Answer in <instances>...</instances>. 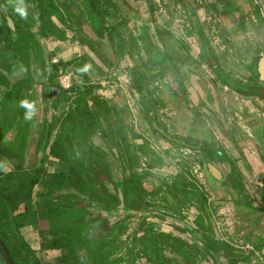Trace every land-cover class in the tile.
<instances>
[{
    "label": "crops",
    "instance_id": "0c3cea01",
    "mask_svg": "<svg viewBox=\"0 0 264 264\" xmlns=\"http://www.w3.org/2000/svg\"><path fill=\"white\" fill-rule=\"evenodd\" d=\"M233 1H147L162 47L159 53L172 66L146 97L135 89L131 70L164 71L165 65L145 67L134 53L132 59L120 57L115 73L104 64L103 53L99 57L97 51L92 58L86 50L90 59L82 69L93 94L122 112L127 124L121 129L122 153L109 139L105 161L121 168L126 182L133 172L144 179L143 198H129L137 212L128 221L115 264H264V81L254 83L239 66L247 59L242 48L230 55L244 80L239 75L228 78L233 84L223 83L222 69L217 68L213 79H204L206 69L194 51L197 39L188 27V8L201 24H209L208 18L202 19L204 7L219 4L238 10ZM231 14L232 19L238 16L233 10ZM242 23V36L250 31L256 41L252 25ZM76 40L70 32L57 45L61 64H75V69L68 66L74 77L82 57ZM154 57L161 60L158 53ZM48 228L44 222L39 229ZM25 229L30 237L39 235L30 226ZM67 254L66 249L46 250L40 258L36 252L40 262L55 258L58 264Z\"/></svg>",
    "mask_w": 264,
    "mask_h": 264
},
{
    "label": "trees",
    "instance_id": "16d2710c",
    "mask_svg": "<svg viewBox=\"0 0 264 264\" xmlns=\"http://www.w3.org/2000/svg\"><path fill=\"white\" fill-rule=\"evenodd\" d=\"M6 1H11L10 6L15 9L14 0ZM42 1L36 0L39 7L37 20L40 21V36L47 37L54 34L56 28L50 17L45 21L48 5ZM93 2L97 0H84L83 4L92 3L95 7ZM110 6L113 7L112 3ZM232 10L233 7L225 8L224 12L230 14ZM9 19L13 20L6 14L2 17L8 29L14 28V25L7 23ZM129 19L131 22L126 21V24L130 31L135 28L134 34L131 32L134 41L132 47L138 51L140 48L146 66L152 69H156L157 64L167 67L164 71L151 73L137 68L132 71L135 89L145 96L152 86L166 76L172 65L168 58L159 53L148 25L138 24L137 17L130 16ZM20 21L24 22L22 19ZM89 23L100 43L110 44L109 31L104 29L99 33L96 18L92 17V23ZM20 31L25 40L33 38L25 29L20 28ZM157 53L161 60L154 57ZM70 65L73 62L63 66ZM54 77L44 80L43 87L47 88V93L43 100L45 109L42 117L37 91L39 86L31 84L30 80L13 87L3 107V100L0 101L3 108L0 120V239L8 248L13 264H18L15 254H24V264H40L21 234L26 226L39 231L45 249H66L68 254L63 259L64 264H115L128 221L137 212L136 207L129 204V198L132 195L134 202L143 198L144 179L133 172L130 181L126 182L124 175H120L121 168L106 163L107 152L97 141L113 140L116 144L113 147L122 153L121 140L124 138L121 129L127 124L121 117L122 112L93 96L94 88L86 85L89 81L87 75L84 76L83 85H76L72 89L74 98L68 111L58 118L54 117L52 110L70 101L68 91ZM42 121L47 139L41 160L27 166L29 146L38 135ZM56 129L58 132L53 138ZM51 158L58 162L59 169L48 173L46 166L52 162ZM4 165L10 167L8 171ZM41 180L46 191L39 196L37 203L34 201V190ZM44 222L49 227L45 233L39 229Z\"/></svg>",
    "mask_w": 264,
    "mask_h": 264
},
{
    "label": "rangeland",
    "instance_id": "374dc122",
    "mask_svg": "<svg viewBox=\"0 0 264 264\" xmlns=\"http://www.w3.org/2000/svg\"><path fill=\"white\" fill-rule=\"evenodd\" d=\"M0 34L2 37L3 33L8 32V27L5 24L4 20H2V17L5 16V14L17 22V18H19V15L22 17L28 19L30 23H35V16H34V10L36 7L35 0H14L13 6L14 8H11L10 5H12L11 1L6 0H0ZM92 1V0H90ZM148 0H146V3ZM47 6V12H45V15L48 14L45 17V21L47 22V19H51L53 26L56 28L54 34H49L47 36V46L50 54V58L52 60V63L54 65L59 66V70L54 72V80L58 83L61 82L66 86V88L74 87L76 85H83L84 84V76H86V71L82 69V67L88 63L89 56L86 53V50L88 53L92 56V58H95L97 56V51L99 52V57L103 56L104 54L105 65L107 64V67H112L111 69L114 70L115 73H118L116 71L119 70V68L116 70L115 66L119 65L120 67V57L128 56L130 59H132V55L134 53L136 56H139V62L142 63L143 66L146 67V63L143 60V57L141 55V51L139 48V51L137 48L132 47V43L134 41L131 39V32L134 34L135 28H131V31L129 29V25L127 26L126 21L131 22V17H137L142 18L143 17V11L141 4L143 3L142 0H97L95 3V7L90 5V8L92 9L90 12L91 18H96V21L98 22V29L97 31L101 33L104 29L108 32L109 37V43L108 45H103L100 43L101 41L98 39L96 34L90 29L87 19L85 18L83 12L81 11V7L79 4L84 6L83 2L84 0H43L42 1ZM48 3V4H47ZM110 3H112L113 7L110 6ZM233 3L237 5L238 12L240 11V14L238 12L235 14L241 15L242 13L246 15L248 19V24H246V28L249 25H252L255 35H256V41L260 43L262 46H264V0H234ZM16 5L18 7H16ZM148 5V4H147ZM115 6V7H114ZM19 8V15L16 14L15 10ZM89 8L86 6V9ZM160 10V9H158ZM225 9L221 8L219 4H212V6H206L203 8L202 11V19H209L208 23H200L196 16V12L193 9L195 13V16L198 20L199 26H200V33L201 36L196 28L194 27L193 23L191 25L188 23L189 30H192V35L196 37L197 43H195V53L198 57V61H200L199 66L205 67V71L207 75H203V78L208 80L206 76L209 79H213L215 77V74L213 73V68H217V70L222 69L221 75H219V80L223 83L229 84L231 82L228 81L229 79H234L235 76H239L241 80H244L243 73H239L237 71V67L235 66L234 62L232 61V56L228 53V49H230V53H236L241 49L240 43H237L235 40V37L232 36V29H231V21L234 19L228 18L230 14H226L224 12ZM86 11V10H85ZM149 12L151 19L153 23L155 24V20L153 18V13L151 11V8L149 7ZM17 16V17H16ZM20 16V17H21ZM250 19V20H249ZM19 20V19H18ZM12 21V20H11ZM188 22V21H187ZM19 24V27L21 29H25V25L21 22H17ZM9 25L11 26L10 22ZM101 30V31H100ZM70 32H74L75 36L78 37V40H76L77 45L80 46L82 49V57H80L78 62L76 63V68L79 72H77L78 75L76 77L72 78L75 80V82H72L71 77L74 76L73 70H69L68 66L64 67L61 62V55H59V52L57 50V45L59 44V41L62 40L61 38ZM210 36V38L208 37ZM203 37V38H202ZM204 39V41H203ZM205 42V43H204ZM191 49V47H189ZM188 48V49H189ZM206 48V49H205ZM252 50L255 52L256 49L252 48ZM107 53H112L111 55H107ZM95 55V56H94ZM96 60V59H95ZM143 60V61H142ZM109 65V66H108ZM234 67V68H233ZM72 68V67H71ZM73 68L75 69V64L73 65ZM140 69L139 67L135 66L131 71L134 69ZM196 70H198V67H194ZM149 71V70H148ZM62 74L66 73V76L63 78ZM145 72V71H143ZM152 72V71H151ZM149 72V73H151ZM132 74V72H131ZM112 77H114L112 75ZM133 78V76H132ZM165 78V77H164ZM237 78V79H240ZM70 79V80H68ZM218 80V81H219ZM40 85L37 88V91L39 93L40 98V105H41V117L43 116L45 106H43V100L45 97V88L44 85V76H42ZM233 84V83H231ZM61 85V83H60ZM87 86H90V80L86 84ZM96 86V85H95ZM223 87V86H222ZM93 96H95L93 94ZM71 104V97L70 101L67 103H61L59 104V107L55 110H52L54 117H60L63 112L68 111L69 106ZM58 129L53 133V138L55 135H57ZM99 145L107 150L109 152V143L112 144V141L109 142L108 140L102 141L98 140ZM109 165V164H108ZM59 169V164L56 160H52L46 166V171L49 173H52L51 171H57ZM117 170V169H116ZM44 180V178L42 179ZM41 180V183L36 187L34 191L35 199L38 203L39 196L43 193H45V188L43 187ZM26 227L22 229V236L25 238L26 242L31 245V247H34L37 249V254L41 258V255L44 251L47 249L44 248V240L40 236V234L29 236L28 230L26 231ZM45 233V231H44ZM14 237V236H13ZM33 251V250H32ZM36 252H34L35 257ZM16 261L18 264H24L23 261L25 259L24 254H15L14 255ZM2 264H8L6 263L1 257H0ZM40 264H58L57 259L55 258H45V260L42 259V262H40L39 258H37ZM50 262H46V261ZM61 264H64L63 260H59Z\"/></svg>",
    "mask_w": 264,
    "mask_h": 264
},
{
    "label": "flooded vegetation",
    "instance_id": "af4514ba",
    "mask_svg": "<svg viewBox=\"0 0 264 264\" xmlns=\"http://www.w3.org/2000/svg\"><path fill=\"white\" fill-rule=\"evenodd\" d=\"M35 4H36L34 10L35 23H30L29 21L26 22L25 20L26 18L24 19V17L19 15L20 13L19 8H17V10L15 11L16 14L19 15V18H17V22H21L20 19H22L24 22L21 23L25 25V30L28 31L33 36V38L30 41L24 39L25 38L24 34L20 31L19 24L15 21V19L12 20L14 28L10 29L9 27L8 29L9 34L5 32L2 34V37L0 34V101L3 100L1 105L2 107L7 96L10 94V90L13 87L15 86L19 87L28 80H30L31 84L39 86L41 84L40 81L42 76H44V80L49 79V77L54 76V72L58 71L56 67L59 68L58 65H54V63H52L50 54H48V60L51 65L50 70H48L46 63L47 58L44 51V46H47V41H46L47 38L46 36L45 37L40 36V32H39L41 31L40 21L37 20L39 7L37 6L36 0H35ZM79 5L90 27L89 22L91 21L92 23L91 16H88V14L90 15L91 12L90 5H84L83 7L81 4ZM86 6H88L89 8L86 9ZM16 7L18 6L16 5ZM235 19H236V23L234 22ZM234 20L231 21V29H232L231 31L235 37L234 41L240 43V46L242 48L241 50H243L244 53H247V59L245 60V64L244 63L239 64V66L244 70L247 76H251L250 79L254 81V83L262 82L264 81V47L261 44L258 45L257 43L254 42L252 35L251 34L249 35L250 31H248L247 35L245 34L244 36H242L243 34L240 32L241 29L238 30L239 27L238 25H242L243 24L242 21H245L243 16L238 15L236 18H234ZM7 23L9 24V21ZM243 37H245V39L242 40ZM251 47L255 48L256 51L254 52ZM250 52L253 53V55H251ZM228 53L230 54V49H228ZM235 62L237 63L238 61H236L235 59ZM62 73L63 72H61V74ZM65 76L66 73L62 74L63 78ZM72 78H74V76L71 77V79ZM72 82H75V80L72 79ZM60 83H61V87L64 90L68 91L69 97L73 99L74 94L72 92V89L74 87L66 88V86L62 83V80L61 82H59V84ZM45 90H46L45 92L47 93L46 87ZM2 115H3V108L0 109V120L3 117ZM44 125L45 124L43 122L42 125H40L39 127L38 135H36L30 143L28 160L26 162L27 166H32L33 164L41 160V153L43 151L47 139L46 138L47 131L45 130ZM50 160L52 161L53 159L51 158ZM4 168L6 171H8L10 167L4 165Z\"/></svg>",
    "mask_w": 264,
    "mask_h": 264
},
{
    "label": "water",
    "instance_id": "95a60500",
    "mask_svg": "<svg viewBox=\"0 0 264 264\" xmlns=\"http://www.w3.org/2000/svg\"><path fill=\"white\" fill-rule=\"evenodd\" d=\"M142 2L143 3L141 4V7H142V11H143L142 12L143 13V21L145 22V24L148 25L149 30L152 32L151 33L152 41L155 43V45L160 50V49H162V47H161V45H159L158 40L156 39L155 30H154V27H153L152 19H151V16H150L149 9L147 7L146 0H142ZM188 13H189V17H190L191 22L193 23V25L196 28L197 32L201 35L200 26H199V23H198V20H197L196 16L192 13V11L189 8H188ZM241 16H243V18L247 21L246 24H248L249 22H248V19H247L246 15L242 13ZM9 22H10V24L12 26L13 24H12V21L10 19H9ZM249 28H250V25H249ZM201 36H203V34ZM203 41H204V39H203ZM44 51H45L46 58H47V62H46L47 63V67H48V70H50L51 67H50V63H49V60H48L49 50L47 49V46H44ZM38 109H39V112H40L39 106H38ZM0 249H2V254H0L2 259H4V261L6 263H8V264H13L12 256H11L8 248L6 247V245L3 243V241L1 239H0Z\"/></svg>",
    "mask_w": 264,
    "mask_h": 264
}]
</instances>
